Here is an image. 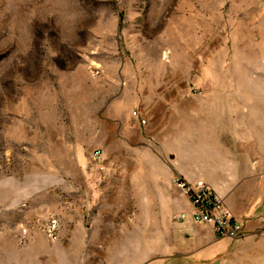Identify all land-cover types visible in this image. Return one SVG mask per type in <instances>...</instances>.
<instances>
[{
	"label": "rangeland",
	"instance_id": "obj_1",
	"mask_svg": "<svg viewBox=\"0 0 264 264\" xmlns=\"http://www.w3.org/2000/svg\"><path fill=\"white\" fill-rule=\"evenodd\" d=\"M203 133L264 195V0H0V264H144L123 231L140 241L156 207L125 204V169ZM250 222L214 264H264V211Z\"/></svg>",
	"mask_w": 264,
	"mask_h": 264
},
{
	"label": "crops",
	"instance_id": "obj_2",
	"mask_svg": "<svg viewBox=\"0 0 264 264\" xmlns=\"http://www.w3.org/2000/svg\"><path fill=\"white\" fill-rule=\"evenodd\" d=\"M144 116L148 119L146 133L149 142L161 154V103L148 106ZM128 118L129 112H126L125 119ZM209 121L205 118L201 120L205 123ZM171 132V129L166 132L169 137L172 136ZM138 137L134 131L131 134L128 132L125 137L128 143L131 140L134 152L139 146L132 143L138 142ZM173 141L175 148H172V154L176 160L172 165H143L125 169V182L131 191L128 194L131 201H125V204L156 207V211L146 217L147 229L141 231L140 241L133 242L134 231L123 233L131 238V248L147 255L144 264H214L219 257L236 251L243 241L236 244L228 239H219L211 227L194 224L190 219L189 202L174 189L173 179L181 177L190 182L203 180L223 199L235 219L244 222L248 229L250 219L259 217L264 211L260 170L257 171L251 164L243 165L238 160L240 154L236 149L222 151L220 142L215 148L216 142L205 134L201 136L199 144L189 150H183L178 140ZM154 151L151 147L148 149L152 159L157 155ZM181 213H186L188 218L178 219ZM109 234L114 237L113 231ZM107 235L104 232L101 237Z\"/></svg>",
	"mask_w": 264,
	"mask_h": 264
},
{
	"label": "built area",
	"instance_id": "obj_3",
	"mask_svg": "<svg viewBox=\"0 0 264 264\" xmlns=\"http://www.w3.org/2000/svg\"><path fill=\"white\" fill-rule=\"evenodd\" d=\"M133 114L136 116L137 113ZM101 156L102 151L96 150L91 154V160L99 163ZM172 184L189 202L190 219L194 224L211 227L219 239L238 240L243 237V225L227 209L223 199L203 180L190 182L175 177ZM187 218L186 213H181L178 219Z\"/></svg>",
	"mask_w": 264,
	"mask_h": 264
},
{
	"label": "clouds",
	"instance_id": "obj_4",
	"mask_svg": "<svg viewBox=\"0 0 264 264\" xmlns=\"http://www.w3.org/2000/svg\"><path fill=\"white\" fill-rule=\"evenodd\" d=\"M57 14H58V13H57ZM60 15H63V14L60 13ZM79 15H80L79 13L73 12L72 15H71L70 17H68V19H71V20L75 21V20L78 18ZM60 22H61V21H58V24H59Z\"/></svg>",
	"mask_w": 264,
	"mask_h": 264
}]
</instances>
